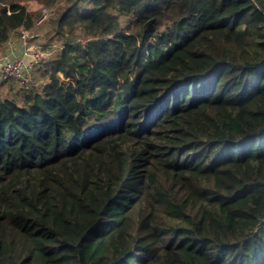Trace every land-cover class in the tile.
I'll return each mask as SVG.
<instances>
[{
    "label": "trees",
    "instance_id": "trees-1",
    "mask_svg": "<svg viewBox=\"0 0 264 264\" xmlns=\"http://www.w3.org/2000/svg\"><path fill=\"white\" fill-rule=\"evenodd\" d=\"M35 1L66 37L0 96V264H264V0Z\"/></svg>",
    "mask_w": 264,
    "mask_h": 264
},
{
    "label": "rangeland",
    "instance_id": "rangeland-1",
    "mask_svg": "<svg viewBox=\"0 0 264 264\" xmlns=\"http://www.w3.org/2000/svg\"><path fill=\"white\" fill-rule=\"evenodd\" d=\"M28 1L27 7L30 11H34L36 18L34 19V24L31 29L23 30L18 29L16 31H12L9 36V41L2 44L0 46V50H6L10 47L16 48V45L21 43L20 36L22 32H27L28 35L26 36L28 47L30 50L27 52L28 55L24 57L25 62L30 60V54L38 53L39 55V63L36 65L32 72V85L39 89V87L44 83L45 80V71L46 66L48 65L49 60L60 51L62 47V43L64 42V38L66 35L58 34L56 32V17L57 12H54V15L50 16L43 20L39 21L43 14L45 13L44 10H48L50 6L43 7L42 4L36 3L35 0H22ZM68 1L70 0H57L54 6L57 11L58 8L63 7ZM38 13L40 14L39 16ZM121 20V19H120ZM122 22V21H121ZM72 37L76 40H84L86 38L81 33L79 28L74 29L72 33ZM30 76V78H31ZM60 80L66 81L61 74L57 76ZM30 87L22 86L17 80L10 79L7 81H0V96L7 97V98H14L18 103L21 101V96L27 93V90Z\"/></svg>",
    "mask_w": 264,
    "mask_h": 264
},
{
    "label": "built area",
    "instance_id": "built-area-1",
    "mask_svg": "<svg viewBox=\"0 0 264 264\" xmlns=\"http://www.w3.org/2000/svg\"><path fill=\"white\" fill-rule=\"evenodd\" d=\"M45 13L39 21H43L54 15L55 9L44 10ZM27 32H22L20 41L16 48L10 47L3 52L0 50V81L10 79L17 80L22 86H30L32 84V76L30 75L33 68L39 63L38 53L30 54V60H24L27 52L30 50L26 36ZM31 76V78H30Z\"/></svg>",
    "mask_w": 264,
    "mask_h": 264
}]
</instances>
